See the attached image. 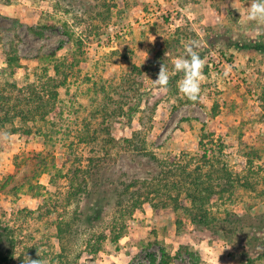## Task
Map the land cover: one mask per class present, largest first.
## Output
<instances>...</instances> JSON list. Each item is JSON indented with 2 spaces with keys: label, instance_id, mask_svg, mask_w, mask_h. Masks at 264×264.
I'll use <instances>...</instances> for the list:
<instances>
[{
  "label": "rangeland",
  "instance_id": "rangeland-1",
  "mask_svg": "<svg viewBox=\"0 0 264 264\" xmlns=\"http://www.w3.org/2000/svg\"><path fill=\"white\" fill-rule=\"evenodd\" d=\"M71 1L83 9L101 2ZM102 2L96 12L81 15L66 12L68 6L59 0H0V70L7 66L6 51L15 42L22 68L9 80L26 86L48 67L45 81L53 84L49 79L54 78L60 84L56 109L47 119L0 125V231L15 240L13 258L0 264H160L164 251L172 255L171 264H240L246 233L232 240L214 237L208 229L195 227L184 210L165 206L169 198L164 191L151 194L152 201L132 215L109 212L99 222L86 216L91 227L82 228L77 238L60 241L59 223L72 220L80 202L70 197L76 177L82 175L78 170L86 169L92 156L105 153L108 136H131L136 130H142L148 150L160 160L194 168L203 154L205 126L212 133L209 147L249 183L212 202V210L220 215L227 209L264 212V24L247 20L250 0ZM227 37L244 47L226 43ZM176 38L180 42L161 58L168 62L169 75L178 78L171 88L160 90L147 67ZM193 41L205 65L195 102L185 101L179 92L183 73H175L172 64ZM53 52L65 62L60 75L53 61L41 58ZM135 66L143 73H136ZM228 66L232 70L224 77ZM136 78L142 100H129L140 109L131 120L120 111L112 116ZM134 96L130 91L129 97ZM149 102L157 103L155 110H144ZM25 128L32 134L25 135ZM114 166L118 175L128 169L141 174L154 169L141 158H121ZM123 222L124 236L113 242L110 229ZM101 234L107 237L94 253L91 244ZM1 238L6 253V235ZM64 245L70 248L68 260L60 257Z\"/></svg>",
  "mask_w": 264,
  "mask_h": 264
},
{
  "label": "trees",
  "instance_id": "trees-1",
  "mask_svg": "<svg viewBox=\"0 0 264 264\" xmlns=\"http://www.w3.org/2000/svg\"><path fill=\"white\" fill-rule=\"evenodd\" d=\"M59 1L60 4L68 6L66 12L76 11L81 15L96 12L100 3L103 5L102 0H100L99 4L91 3V8L86 5L83 9L73 4L71 0ZM64 31L68 34L70 32L67 24ZM16 38L20 40L17 34ZM226 39V43H230L236 48L244 47L240 46L239 42L228 40V37ZM179 42V38L167 41L165 48L148 65L147 69L152 71L153 76H158L162 65L168 70V62L161 57L164 52L170 51L172 45ZM211 44L215 46L216 42H211ZM41 58L53 61L52 65L57 75L64 73L65 62L57 57L56 52L41 55ZM21 60L22 57L19 54L17 44L11 42L10 49L6 51L7 66L0 70L1 126L8 123L14 124L16 119L23 121L45 120L56 109V100L59 96L57 89L60 84L55 82L54 78L49 79L53 84H50L48 80L45 81L49 74L48 67L44 69L43 76L38 75L37 81L29 85L21 87L16 81L9 80L22 68ZM134 71L143 73L139 66H135ZM169 76L168 89L171 88L173 80L178 78L177 76ZM137 80V78L130 80L129 87L126 89L128 93L125 95L127 99L121 100L118 108L110 113L112 116L120 111L122 115L128 116L131 120L134 113L140 109L139 103L142 100V94L139 92L141 86ZM133 84H137L136 87ZM130 91L135 93L134 97H129ZM131 98L137 99L139 103L131 104L132 100H129ZM185 101L191 100L187 99ZM123 103L127 105L126 109ZM181 103H184V100H181ZM156 107L157 103L150 106L149 102L144 110H155ZM17 130V128H13L14 132ZM23 133L29 136L32 134V129L25 128ZM211 135L212 133L207 132V128L203 126L200 138L203 154L194 168L190 167L189 163L184 167H180L179 165L171 166L169 162L160 160L152 151L148 150L147 141L142 135V130H136L131 136L121 138L108 136L103 144L105 153L92 156L90 158L91 164L86 169L78 170L82 175L76 177L75 180L78 183H73L74 191L70 197L79 199L80 202L72 220L59 223L60 241L63 242L67 238L72 240L75 236L77 238L82 228L88 229L91 227L86 221H102L109 212L120 213L122 216L132 215L143 203L152 201L151 194L154 192L160 194L164 191L163 193L169 198L164 202L165 206L172 204L175 209L184 210L195 227L208 229L214 237L232 240L238 234L246 233V250L242 252L240 264H264V212L252 215L251 213L240 214L227 209L220 215L212 210V202L225 198L226 194L233 192L236 186L249 187V183L244 184L245 182H242L240 177L236 176L227 164L220 159V155L216 153L217 149H213V146L209 147V142L212 140H209ZM121 158H128L133 161L141 158L143 164L149 166L153 164L154 169L149 170V172L144 171L145 174L128 169L121 171V174L118 175V172H114L112 169L115 170L114 165ZM20 167L21 163H18L17 169H20ZM157 169H161L159 173L155 172ZM123 176L126 177L123 178ZM147 188L148 191H145ZM174 192L175 194H173ZM86 216H89L88 220ZM126 227L125 222L120 225L116 223L111 227L110 234L113 242L120 241L124 236ZM1 233L6 235L9 245L5 253L1 250L0 243V263H3L13 258L15 240L9 232L0 231V241H2L1 237L4 235ZM106 237V235L101 234L100 238H97L91 244L94 253L102 249V243ZM62 249L60 257L62 260L66 257V260H68L70 248L64 245ZM172 261V255L168 251H164L160 264H171Z\"/></svg>",
  "mask_w": 264,
  "mask_h": 264
},
{
  "label": "clouds",
  "instance_id": "clouds-1",
  "mask_svg": "<svg viewBox=\"0 0 264 264\" xmlns=\"http://www.w3.org/2000/svg\"><path fill=\"white\" fill-rule=\"evenodd\" d=\"M246 17L249 22L264 24V0H250L247 7ZM260 34V33H258ZM195 41L184 46V54L172 62L175 73H183L182 80L178 83L179 92L183 93L189 100L195 102L200 99L202 69L204 61L198 51ZM231 67L224 69L223 75L227 77L231 72ZM170 76L167 68L162 65L158 76L154 82V87L160 90H166L169 84ZM35 261H29L28 264H35Z\"/></svg>",
  "mask_w": 264,
  "mask_h": 264
}]
</instances>
